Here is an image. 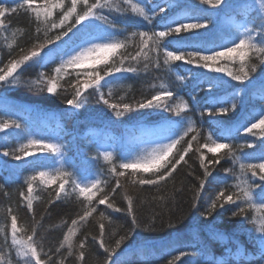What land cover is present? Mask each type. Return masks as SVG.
Listing matches in <instances>:
<instances>
[{"label": "trees", "instance_id": "16d2710c", "mask_svg": "<svg viewBox=\"0 0 264 264\" xmlns=\"http://www.w3.org/2000/svg\"><path fill=\"white\" fill-rule=\"evenodd\" d=\"M135 1L144 2L148 11L157 5L167 7V0ZM112 2L122 11L117 12L115 8L103 9L102 14L107 17V20L94 19L91 22L85 21L83 25H77L76 28H79V31L74 28L75 34L69 33L54 44L48 45L44 52L64 51L82 40V36L85 38L91 34L130 38L126 49L122 50L123 55L128 57L124 60V67H135L137 71L119 72L106 77L101 82L103 87L100 91L111 103L131 104L133 106L131 111L117 116L115 111L99 100L98 94L92 89L85 93L87 102L80 108L68 105L66 99L71 98L72 85L76 80L72 69H69V75L61 79L62 88L56 95L41 91L36 86H29L30 82L38 78L40 72L53 74L52 70L59 64L58 59L55 63H30L23 66L19 70L18 83L0 82V120H16L22 126L21 129L9 128L0 132V251L3 252L4 248L10 245L15 253V264H22V258L16 256V250L11 245L10 215L17 216L18 227L27 226L29 230L36 222H39L37 239L43 241L46 252L53 249L50 255L55 264L60 257L55 254L54 249L67 233L71 220L76 219L82 211L83 198H77L76 194L71 192L69 185H66L69 189L68 195L62 194L61 198L56 200L54 190L57 186L47 187L39 182L34 185L33 192V195L38 196L39 199L33 200L31 211L27 208V201L24 199V196L28 195L25 180L57 159L62 161L65 171L71 173L72 180L74 176L81 175L90 168L98 169L104 181L107 182L105 191H110L115 186L117 177L111 174L109 162H103L100 158L98 145L102 140L108 139L116 143L117 154L112 163L118 166L119 160L139 139V129H145L143 126L161 125L174 128L177 127V122L183 124L189 117L193 118L196 126L202 130V142L211 132L213 139L222 138L221 142H230L237 146L252 143L256 146L252 149L238 150L237 156L243 157L244 153H254L255 157L260 155L262 139L253 137L243 130L236 132L235 129L251 119L254 109L261 103L259 95L264 97V65H258L250 82H246L245 85H238L236 81H231L225 73L195 69L201 73L221 77L240 89L238 107L235 112H229L223 116H209L204 110V94L199 89L193 91L192 72L189 68L194 69L195 66H187L180 61L165 66L161 55V66L156 68L152 53H149L148 60H145L143 56L139 58V62L131 59L140 48L139 37L132 38L131 33L163 30L160 16H156L149 23L138 14L132 13L123 0H112ZM181 2L191 5L182 10L183 14H202L210 18L208 34L209 38L216 43L220 33H223L220 28L221 17L223 15H235L239 19L249 17L252 11L250 5L253 4V0H228L219 8L213 9L201 4L200 0H181ZM2 3L10 9L16 7L14 0H2ZM42 3L43 0H35L33 8H38ZM259 3L260 0H255V6L258 7ZM64 5L63 10L54 9L53 19H59L62 11L70 6V0H64ZM78 10L81 9L78 8ZM3 20L4 29L0 31V67L7 64L10 59L19 58L24 54L20 51L21 48L26 52L37 41L38 21L27 8H18L16 12H9ZM113 24L115 27L111 26ZM10 29L19 30L12 48L8 47L11 44L8 35ZM59 31L57 29L49 35H55ZM39 36L43 38V31ZM114 60H117V57H112L109 64H112ZM145 64L148 65L147 68ZM219 65L233 70L238 67L228 60H221ZM117 66H119L118 62ZM96 67L102 69L104 65ZM89 70L91 66L76 69L81 72V80H83V74ZM177 75H185L186 80L178 81ZM161 86L174 89L178 93V96L173 98L176 102L181 95L189 104L188 110L177 116L175 112H169L164 108L140 109L137 107L139 102L151 98L160 91ZM233 91L235 89L232 88L222 90L221 98L227 99ZM109 93H111L110 96ZM240 101L243 102L242 108ZM229 129L231 131H228ZM28 137L43 138L51 143L59 144L61 154L37 152L36 155L20 161L12 156L3 155L4 151H12L25 143ZM181 146L178 145L177 148ZM220 151L223 154L224 150ZM175 155L174 152L173 156ZM208 156L212 158L211 153H208ZM185 160L187 163L182 162L173 176L160 185L132 183L133 179L138 180L141 176L148 177L151 173H138L136 177H132L131 170H128V173L120 178L123 188L117 189L112 199L121 211L115 212L108 209L106 205H99L97 212L89 218L87 223L77 225L79 230L75 240L78 242L84 236L88 237L83 264H97V261H103L105 258L103 249L99 247L97 241L92 239L93 236H98L100 223L105 225L106 244L113 243L114 239L133 228L131 215L126 211L125 192L133 199V214L136 215L137 222L140 224L139 228L134 229L133 239L129 243L139 244L140 247L135 252H130L127 245L122 246L119 250L123 253L120 255L121 264H168L169 260L180 252H189L191 255L175 261V264H211L213 260L215 264H224L225 260H228L229 264H260L261 250L258 238L261 234L258 236L254 234L255 225L251 223V220L257 216L255 210L246 209L243 216H233L232 212L237 210V205L226 204L224 209L218 208L211 215L205 214L214 193L221 187L236 183L234 176L225 172L224 169L233 167L238 174V167H235L233 161L228 158L221 160L219 165L213 166L212 175L206 178L204 190L199 193L198 203L193 206V199L199 187L198 178L202 177L203 169L194 152L189 153ZM249 160L258 161L255 158H249ZM117 170L121 169L117 167ZM250 179L260 183V188L255 191L264 189V182H259L256 177ZM22 192L24 196L21 195ZM9 209L12 210L11 214ZM100 212L104 213L106 220L100 219ZM170 223L171 227H169ZM149 224L153 226L149 228ZM113 230L117 235L111 238L109 234ZM66 254L65 247L61 249L60 255L66 256ZM77 256L78 250L74 248L73 255L66 257L65 264H80Z\"/></svg>", "mask_w": 264, "mask_h": 264}, {"label": "snow or ice", "instance_id": "6c2138e0", "mask_svg": "<svg viewBox=\"0 0 264 264\" xmlns=\"http://www.w3.org/2000/svg\"><path fill=\"white\" fill-rule=\"evenodd\" d=\"M34 2L35 0H22V2L21 0H14L16 7L10 9L4 6L2 0H0V31L4 29L3 17L9 12H16L18 8H27L38 21L36 43L26 52L21 48L20 51L24 53L23 55L17 59H10L7 64L0 67V82L18 83L19 70L23 66L30 63H55L58 59L59 64L52 70L53 74L40 72L38 78L30 82L29 86H36L41 91L56 95L62 88L61 79L69 75V69H72L75 72L76 80L72 85L71 98L66 99L68 105L73 108H80L87 102L85 93L92 89L98 94L99 100L115 111L117 116L123 115L126 111H131L133 108L131 104L111 103L109 99L105 98V94L100 91L103 87L101 82L106 77L119 72L134 73L137 71L135 67H124V60L128 57L123 55L122 50L126 49L130 38L107 39L103 43L86 41L89 46L79 47L72 52L57 51L53 53L51 50L44 52L48 45L54 44L64 36H68L69 33H73V29L77 25H83L85 21L91 22L93 19L107 20V17L102 14L103 9L115 8L117 12H121L122 9L114 5L112 0H70V6L62 11L59 19H53L54 9H64V0H43L38 8H33ZM123 2L128 5L132 13L138 14L139 17L149 23L156 16H160L163 29L151 32L133 31L131 37H139L140 48L136 55L131 57L132 60L139 62L141 56L148 60L149 53H152L156 68L161 66V55L163 56L162 63L165 66H170L177 61L183 62L187 66H195L194 69L189 68V71L192 72L193 91L199 89L204 94V110L207 111V114L209 116H223L236 111L237 101L240 97V89L237 85H232L221 77L201 73L195 69H209L210 72L225 73L231 78V81H236L238 85H245L246 82H250L251 76L256 72L258 65H264V0H260L258 7L255 6V0H253V4L250 5L252 11L249 13L248 22L242 25L243 31H237L235 39H232L230 43L219 45L209 38L210 18L202 14H183L182 10L191 7V5L182 3L181 0H167V7L157 5L149 11L141 7L138 2L133 3V0H123ZM200 3L215 9L223 5L224 0H200ZM78 8L81 10H78ZM249 24L251 27H249ZM111 26L115 27L114 24ZM57 29L60 30L58 33L52 36L49 35L50 32H55ZM42 31L43 38L41 39L39 34ZM76 31H79V28H76ZM13 36H15V33H13ZM81 38L83 39L84 36ZM13 44H15V40L8 47L12 48ZM41 53L44 54L41 55ZM112 57H117V60L109 64ZM221 60L231 61L238 67L233 70L220 66L219 62ZM117 62L119 66H117ZM97 65H104V68H97ZM87 66H91V70L85 72L83 80H81V72L76 71V69ZM147 67L148 65L145 64V68ZM176 79L185 81L186 76L177 75ZM226 88H232L235 91L227 99H222L221 91ZM110 95L111 93H109ZM175 96H178V93L174 89L161 86L160 91L152 95L151 98L139 102L137 107L140 109L164 108L180 116L181 113L188 110L189 104L182 99L176 102L173 99ZM121 100H123V97H121ZM240 107H243L242 101H240ZM201 114L203 115V111ZM21 127V124L16 120H0V132H4L9 128L21 129ZM177 128L182 129V131L174 132L168 138L167 143L160 144L146 156H138L135 159L122 162L118 166L112 163L113 154L105 152L103 158L111 165V174L117 177L115 186L110 191H105L106 181L97 178L87 183H77L71 179V173L62 169L52 172L38 171L27 177L25 184L28 195L24 196L23 192L21 195L27 201V208L30 211L33 208V200L39 199L38 196L33 195L36 182L47 187L56 185L57 187L54 190L56 200H59L62 194L68 195L69 189L66 188V185H69L71 192L75 193L77 198H83L84 201L82 211L76 219L71 220V226L68 227L67 233L63 235L62 240L54 249L55 254L60 257L55 264H65L66 257L73 255L74 248L78 250L77 259L80 264H83L88 237L84 236L78 242L75 240L79 230L77 225L87 223L89 218L97 212L99 205H106L108 209L115 212L121 211V208L115 206L112 197L116 195L117 189L123 188L120 178L124 177L128 170H131L132 177H136L138 173H151V176H141L138 180L133 179L132 183L160 185L173 176V173L177 171L182 162L187 163L185 157L192 152L197 155L200 167L203 169L202 177L198 178L199 187L193 199V206L198 203L199 193L204 190L206 178L212 175L211 169L213 166L219 165L221 160L228 158L233 161L235 167H238V174L233 167L224 169L225 172L234 176L236 183L219 188L210 199L205 214L211 215L218 208L224 209L226 204L237 205V210L232 212L233 216H243L246 209L255 210L258 216L253 218L251 223L255 225L256 231L261 233L258 238L261 250L260 264H264V189L259 192L255 191V189L260 188V183L250 179L256 177L259 182H264V110L251 116L250 120L240 124L235 129L236 132L242 129L251 136L262 139L258 157H255L254 153H244L243 157L236 155V152L240 149L255 148L256 146L252 143L237 146L230 142H221L222 138L213 139L211 132L204 137L202 142V130L193 122H189L186 126L182 122H177ZM178 145L182 146L178 149ZM220 150H224L223 154ZM37 152L61 154V146L44 139H28L26 143H22L18 148L12 151H4L3 155L12 156L15 160L20 161L36 155ZM174 152L176 153L175 156H173ZM208 153L212 154L211 159ZM249 158L258 159L259 162H245ZM117 167L121 170L118 171ZM124 198L127 200L126 211L131 215L133 228L114 239L113 243L106 244L104 239L105 225L100 223L98 236H93L92 239L98 242L99 247L103 249L106 255L103 261H97V264H121L120 255L123 253L119 250L122 246L127 245L130 252H135L140 247L139 244L129 243L133 239L134 229L139 228L140 224L137 222L136 215L133 214L132 197L125 192ZM8 211L11 214L12 210L9 209ZM99 217L101 220L107 219L103 212L99 213ZM33 219H35L34 214ZM10 222L11 245L16 250V256L22 258V264H53V257L50 255L53 249L46 252L43 241L37 239L39 222H36L30 230L27 226L18 227L16 215H10ZM152 226V224L148 225L149 228ZM171 226L170 223L169 227ZM109 235L114 238L117 234L113 230ZM65 247L67 248V254L62 256L60 255L61 249ZM189 255H191L189 252H180L172 260H169L168 264H175V261ZM0 264H12V260L2 251H0ZM211 264H215V260ZM224 264H229V261L225 260Z\"/></svg>", "mask_w": 264, "mask_h": 264}, {"label": "rangeland", "instance_id": "374dc122", "mask_svg": "<svg viewBox=\"0 0 264 264\" xmlns=\"http://www.w3.org/2000/svg\"><path fill=\"white\" fill-rule=\"evenodd\" d=\"M228 1V0H224ZM22 2V0H21ZM138 1L133 0V3H137ZM141 7H144L146 11H148V8L144 2H138ZM190 15V14H187ZM194 15V14H191ZM94 20V19H93ZM89 22V21H88ZM248 22V17H245L243 19H239L235 15H223L220 19V28L222 29L223 33L221 32L219 35V38L217 39L216 43L217 45L219 44H228L232 39H235V34L237 31H243L242 25L246 24ZM249 27L251 25L249 24ZM19 30L17 29H10L8 31L9 35V42L12 43L14 38L18 35ZM13 33H15V36H13ZM107 39H123L122 37L119 36H108V35H96V34H91L82 40L78 41L77 43L71 45L70 47L66 48L62 52H72L74 49H78L79 47H87L89 46L86 41H91L95 43H103L106 42ZM65 59L67 58L66 56L64 57ZM89 67V66H87ZM179 101L182 99L186 102V100L180 95L179 96ZM259 98L261 100V103L254 109L253 111V116L257 115L260 111L264 110V97L262 95H259ZM178 101V102H179ZM189 122L194 123L193 118H187V120H184L183 125L186 126ZM145 129H139L140 130V135L139 139L136 141L135 145L119 160V164L122 162H127L128 160L135 159L138 156H146L149 153L152 152L154 148H157L160 144L167 143L168 138L173 135L174 132L176 131H182V129H178L177 127L174 128H166L161 125H153V126H143ZM149 129V130H148ZM242 130V129H241ZM131 131V130H129ZM132 132V131H131ZM129 133V132H128ZM28 139H38L35 137H28ZM43 139V138H41ZM47 141V140H46ZM27 141H25L26 143ZM49 142V141H48ZM98 150L100 154V158L103 162H107L103 158V154L105 152H111L113 154V159L116 157L117 154V145L115 142H111L108 139L102 140L99 145H98ZM245 162H259V161H254V160H249L247 159ZM57 169H62L65 171V167L62 163L61 160L57 159L55 162L51 163V165L42 168L41 171H49L52 172ZM74 180L77 183H87L91 180L94 179H101L104 181V177L99 172L98 169H88L86 170L83 174L74 176ZM257 213V212H256ZM258 216V213H257ZM256 216V217H257ZM254 234L256 236L260 235L258 231H256V227L253 228ZM3 253L7 254L8 257L12 260V264H15V257H14V251L10 245H7Z\"/></svg>", "mask_w": 264, "mask_h": 264}]
</instances>
